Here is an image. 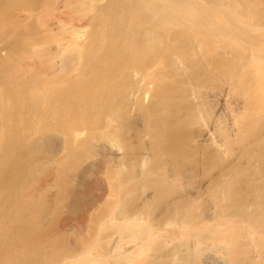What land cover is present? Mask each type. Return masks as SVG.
Listing matches in <instances>:
<instances>
[{
	"label": "bare ground",
	"instance_id": "obj_1",
	"mask_svg": "<svg viewBox=\"0 0 264 264\" xmlns=\"http://www.w3.org/2000/svg\"><path fill=\"white\" fill-rule=\"evenodd\" d=\"M108 1L84 21L85 33L52 17L64 34L52 47L58 66L42 64L56 56L52 49L34 50L42 68L15 65L6 76L17 98L13 105L0 99V120L7 118L0 170L9 174L4 190L0 184V243L3 249L14 237L22 254L9 243L15 255L2 252L0 262L264 264V12L240 11L241 20L239 0L209 8L193 0H124L118 4L130 8L117 5L128 8L119 13L128 18L123 23L116 0ZM257 11L262 32L259 17L250 22ZM43 23L36 29L53 37ZM106 26L108 37L122 29L116 41L109 37L117 45L111 51ZM211 80L218 87L201 92ZM199 170L207 171L201 181L193 176ZM230 227L234 236L213 247Z\"/></svg>",
	"mask_w": 264,
	"mask_h": 264
},
{
	"label": "rangeland",
	"instance_id": "obj_2",
	"mask_svg": "<svg viewBox=\"0 0 264 264\" xmlns=\"http://www.w3.org/2000/svg\"><path fill=\"white\" fill-rule=\"evenodd\" d=\"M27 1H29L28 3H27ZM34 2L33 4H32V2ZM47 2V3H49V0H44V2ZM61 1V0H60ZM63 1V3L62 2H59V0H51L50 1V3L49 4H46V2H45V4H44V2L42 3V4H37V2H35V0L33 1V0H26V3H25V0L24 1H22V0H0V99H4V100H6L5 98H8V99H10V101H11V103H12V105H13V103L16 101L15 99L17 98L16 96H15V94L13 93H11V92H13V91H11L12 89V86H10V87H8L9 86V84H10V82H9V80L7 79L9 76H8V74H10L11 73V71H12V73H14L16 70H17V68H15V70L13 69L14 68V66L16 65V66H18V65H20V66H26L25 68H37V69H39V66L40 65H42L43 64V66H45L44 64L46 63V66H47V64L48 65H52V66H54V68H55V66H58V65H53V64H59L58 63V61H60L62 58H61V55H59L58 53H56L57 52V50H56V52H54V50L52 49V47L54 46L55 47V45L54 44H58V43H60V42H62V38H63V31L62 30H60V28H54L55 27V25H52V24H55L56 22V24L57 25H59V26H61V27H65V28H67V27H74V28H76L75 30H77V32H87V31H89L88 30V26H86L85 24H87V23H85L84 24V21L85 22H87V20H89V23L92 21L91 19V16L93 17L94 16V18L96 17L97 18V11L95 10V8H97L98 6H102V7H98L99 9H103V5L102 4H105L104 6H105V8L107 9V8H109V6L108 7H106V4L108 5V3H107V1L108 0H91V3H90V0L88 1V0H62ZM94 1V2H93ZM110 2H112V4H113V0H109ZM108 1V2H109ZM131 1V0H130ZM137 0H134V6L138 3H136L135 4V2H136ZM139 1V0H138ZM193 1H196V2H198V3H202L201 5H203V3H204V6H206L207 8H209L211 5V2H213V4L212 5H218V4H220V5H222L224 2H228V1H224L223 3L222 2H218L219 0H217L216 2H215V0H193ZM65 2V3H64ZM116 2H117V4H113L114 6H112V7H114V8H116V6L117 5H120V6H123L124 7V5H125V7L127 6V3L129 2V0H127V3L126 4H118L119 2H126V1H124V0H122V1H120V0H116ZM210 2V3H209ZM218 2V3H217ZM90 3V4H89ZM115 3V2H114ZM130 3H132V2H130ZM215 3V4H214ZM78 4V5H77ZM89 4V5H88ZM94 5V6H92V5ZM129 4V3H128ZM205 4H208V6L207 5H205ZM87 5V6H86ZM91 5V6H90ZM132 5V6H133ZM83 6H84V10H83ZM111 6V5H110ZM129 6H131V4H129ZM129 6H127L128 8H130ZM133 6V7H134ZM137 6V5H136ZM75 7H77V9H78V11L77 12H75L77 9L75 8ZM82 7V8H81ZM86 7H88V8H86ZM89 7H90V9H89ZM91 7H92V9H91ZM93 7H94V9H93ZM236 7V8H235ZM235 9H237V13H238V10H239V12L241 11V12H243V10H244V13L246 12V10H249V9H252L253 10V13H254V10H260V12H264V0H239V4H238V6L237 5H235ZM86 8V9H85ZM97 8V10H99ZM104 8V9H105ZM119 8V6H117V8L115 9L116 10V13H115V10L114 9H112L111 7H110V10L112 11V13H110V14H113L114 13V15L115 16H117L121 11L123 12V10L125 11V10H127V11H125V12H128V8L127 9H124V8H122L121 7V9H118ZM137 8V7H136ZM214 7H212L211 9H213ZM248 8V9H247ZM72 10L71 12H70V10ZM88 9V10H87ZM118 9V10H117ZM123 9V10H122ZM109 10V11H110ZM120 10V11H119ZM251 10V11H252ZM84 11V12H83ZM117 11H119V12H117ZM70 12V13H69ZM74 12V13H73ZM78 12H80V13H78ZM106 12H107V10H106ZM241 12H240V14H237L236 15V17H238V15L240 16L241 15ZM260 12H259V14H260ZM56 13V14H55ZM66 13V14H65ZM72 13V14H71ZM90 13V14H89ZM95 13H97L96 15H94ZM109 13V12H108ZM108 13H106V14H108ZM124 13V12H123ZM122 13V14H123ZM244 13H242V15L240 16V19L241 20H245L244 18H243V14ZM258 14V11L257 12H255V15L257 16L256 18H254V20H251L250 22L252 23V21H253V23H254V21H255V19L257 20V18L259 17H261L260 15L258 16L257 14ZM50 14V15H49ZM52 14H54V15H52ZM60 14V15H59ZM61 14H64V15H61ZM85 14V15H84ZM109 14V15H110ZM122 14H119V16L120 15H122ZM43 15V16H42ZM71 15H72V17H71ZM88 15V16H87ZM91 15V16H90ZM101 15V14H100ZM108 15V16H109ZM262 16H264V14H261ZM42 16V17H41ZM48 16H49V18H48ZM54 16H56L55 18H54ZM64 16H66V17H64ZM70 17V18H68V17ZM74 16V17H73ZM83 16V17H82ZM107 16V15H106ZM106 16H102L103 18H105L106 19ZM115 16H113V15H111V19L109 20V21H111L112 22V20L113 21H118V18H117V20H115L116 19V17ZM247 16V15H246ZM245 16V17H246ZM47 17V18H46ZM55 19H53V18ZM80 17V18H79ZM86 17H87V19H86ZM88 17H90V18H88ZM98 17H101V16H98ZM113 17H115V18H113ZM118 17V16H117ZM121 17L123 18V15L122 16H120L119 17V19H121ZM242 17V18H241ZM43 18V19H42ZM45 18V19H44ZM63 18H65V20H66V18H67V22L63 19ZM75 18V19H74ZM95 18V19H96ZM109 18H110V16H109ZM125 18V20L127 21L128 20V18L127 17H124ZM124 18H123V20H124ZM127 18V19H126ZM264 18V17H263ZM51 19V20H50ZM63 19V20H62ZM71 19V20H70ZM79 19V20H78ZM238 19V18H237ZM239 19V20H240ZM46 22V25H49L50 26V31H49V33L50 34H52L53 35V37H50V38H46V37H44L45 36V33H43V31H44V29H39V28H44V27H42V23L44 22V21ZM47 20H49V21H47ZM55 21V23L54 22H52V21ZM77 21V23L75 24V22H73V21ZM94 20V19H93ZM125 20L124 21H122L123 23H125ZM260 20H262L261 18H260ZM260 20H258L259 22H260ZM264 20V19H263ZM263 20H262V22H260V27H258V28H260V30H258V31H260V32H262V30H263V28H264V25H262L261 23H263ZM37 21H39V22H37ZM71 23H70V22ZM81 21H83V22H81ZM42 22V23H41ZM45 22L43 23V25H45ZM66 22V23H65ZM111 22H109L110 24H111ZM115 22L111 25V26H113L114 28H116V29H118L117 28V26L116 25H118V23H119V25H118V27H119V29H120V27H121V22L119 21L118 23H116V27L114 26V24H115ZM247 22H249L248 21V19H247ZM247 22H245V23H247ZM250 22H249V24H250ZM258 22V23H259ZM83 23V24H82ZM245 23H243V25H244V27L246 26V28H247V30H250L249 32H251L252 30H255L254 28H253V25H255V24H253V25H250L253 29L251 30V27H249V26H247V25H245ZM257 23V22H256ZM39 24V26H36L35 27V25H38ZM110 24H109V26H110ZM242 24V23H241ZM240 24V25H241ZM248 24V25H249ZM67 25V26H66ZM70 25V26H69ZM77 25H80L79 27L77 26ZM84 25H85V27H84ZM258 24H256V26H257ZM261 25H262V27H261ZM77 26V27H76ZM81 26H83V27H81ZM109 26H106L105 27V31H107L106 33H107V36L105 37V40L103 39V41L105 42V41H108L110 38L112 39H114V35H115V37H116V34H115V32H116V29L115 30H111V31H115V32H113V33H110V35L111 34H114V35H112V37H108V32H110V29L111 28H113V27H109ZM242 26V25H241ZM256 26H254V27H256ZM37 27H39L38 29H36ZM108 27L110 28V29H108ZM243 27V26H242ZM243 27V28H244ZM250 29H249V28ZM52 28V29H51ZM245 28V29H246ZM53 29H55V30H53ZM262 29V30H261ZM39 30V31H38ZM41 30H43L42 32H41ZM109 30V31H108ZM57 31H59V32H57ZM61 31V32H60ZM117 31H119V30H117ZM122 31V29L120 30V32ZM264 31V30H263ZM38 32V33H37ZM104 32V31H103ZM120 32H116L117 33V35L118 34H120ZM254 32H256V30L254 31ZM42 33V34H41ZM62 35H61V34ZM105 33V34H106ZM122 33V32H121ZM257 33V32H256ZM259 33V32H258ZM262 33H264V32H262ZM59 34V35H58ZM26 35V37H24ZM23 36V37H22ZM29 36V37H28ZM40 36V37H39ZM43 36V37H42ZM119 37H116L115 39H119L120 38V35H118ZM39 37V38H38ZM108 37V39H106ZM121 37H122V34H121ZM20 38V39H19ZM22 38V39H21ZM38 38V39H37ZM42 38H44V42H42L43 41V39ZM17 39H19V40H17ZM25 39H26V42L25 43H27L28 41V43H29V45L31 46L32 45V51L30 52V53H28L27 55H25L26 53H25V51L23 52V49L25 50L26 49V52L28 51L29 52V50H27V48L29 49V45L25 48L24 46H23V44L26 46L27 44H25L24 43V41H25ZM110 39V41H112ZM114 39V40H115ZM28 40V41H27ZM48 40V41H47ZM124 39H120V40H117L118 41V43H116V44H118V47H120L121 46V42L119 43V41H123ZM110 41H108V43H110ZM116 41V40H115ZM30 42H33V43H31L30 44ZM40 42H42V44L40 43ZM103 42V43H104ZM124 42V41H123ZM123 42H122V45H124L123 44ZM21 43H23V44H21ZM44 43V44H43ZM49 43V44H48ZM125 43V42H124ZM258 43H260V42H258ZM21 44V45H20ZM33 44H35V45H33ZM41 44V45H40ZM47 44V45H46ZM106 44V43H105ZM104 44V45H105ZM111 44H112V42L110 43V46L109 45H105V46H103L102 45V47H105L104 48V54H105V52H106V48H107V46H109L110 48H109V50L111 51V49L113 50V48L114 49H116V47H117V45H116V47H111ZM113 44V45H114ZM45 45V46H44ZM114 45V46H115ZM120 45V46H119ZM255 45V47L257 46V44H254ZM261 45V44H260ZM259 44H258V46L256 47L257 48V50L259 49L258 47L260 46ZM264 45V44H263ZM262 45V46H263ZM42 48H41V47ZM24 47V48H23ZM53 47V48H54ZM70 47V46H69ZM247 47H253L254 48V46H249V45H247ZM246 47V48H247ZM264 47V46H263ZM263 47H261L260 46V49L262 48V50L264 51V49H263ZM253 48L251 49V48H249L250 50H248V48H247V53H254L255 54V52H259V54H261L260 52H262V51H260V49L258 50V51H256V48H254V50H255V52H253ZM43 49H52L53 50V53L52 54H54V55H58V57H56V56H54L56 59H54V57L51 59V57H52V55L50 56V57H48L47 58V60L46 61H49L48 63L46 62V61H44L43 59H40V58H37V55H35L34 54V50H43ZM51 50V51H52ZM21 51L23 52V54L21 53ZM250 51V52H249ZM109 51H108V49H107V53H108ZM56 53V54H55ZM106 53V54H107ZM233 53H234V55H237V54H239L237 51H235V50H233ZM237 53V54H236ZM22 54V55H21ZM262 54H264V52L262 53ZM232 56V57H235V56ZM21 56V57H20ZM35 56V57H34ZM61 58V59H60ZM34 59V61H32ZM50 59V60H49ZM21 61V62H20ZM44 61V63H42ZM51 61H53L52 63H51ZM42 63V64H41ZM50 65V66H51ZM22 66V68H24ZM38 66V67H37ZM19 67V66H18ZM40 68H42V66H40ZM44 68V67H43ZM14 70V71H13ZM17 72V71H16ZM23 72V71H22ZM22 72H21V75H23L24 74V72H23V74H22ZM15 74V73H14ZM20 74V73H19ZM54 76L53 77H51V78H53L54 79V77H55V74H53ZM103 75V74H102ZM6 76H8V77H6ZM11 76H12V74H11ZM10 76V77H11ZM90 76H91V78H92V76L93 75H91L90 74ZM89 76V77H90ZM96 76V75H95ZM95 76H93V77H95ZM110 76H112V75H110ZM22 77H26V75L24 76H22ZM100 77H101V75L98 77V80H101L100 79ZM96 78V77H95ZM102 78V77H101ZM113 78V77H112ZM97 79V78H96ZM116 78H114V80H115ZM8 80V81H7ZM92 80V82L93 83H95V81H93V78L91 79ZM88 81L89 80H87V83H88ZM110 81H111V77H110ZM213 80H211V84L209 85V82H207V84L206 85H204V87H203V89H201L200 88V90H201V92H203V90L204 91H210L212 88H214L215 86H217L218 87V83H213L212 82ZM91 82V81H90ZM98 82V81H97ZM216 82V81H215ZM217 82H220V81H217ZM9 83V84H8ZM111 84H112V82H111ZM213 84V85H212ZM217 84V85H216ZM220 85L222 84L221 82L219 83ZM113 85H114V83H113ZM207 85H209V87L212 85L213 87L211 88L210 87V89H208V87H207ZM219 85V86H220ZM207 87V88H206ZM221 87V86H220ZM8 88H10V89H8ZM206 89V90H205ZM11 91V92H10ZM206 91V92H207ZM8 93V94H7ZM236 96V92H235V90H233V92L231 91V94H230V96H229V100L230 101H232V103L233 102H235V98L232 100L231 99V97H235ZM16 97V98H15ZM55 99V98H54ZM52 101V104H50V105H52L53 106V102H55V100L53 101V100H51ZM54 106H55V104H54ZM12 107H14V106H12ZM7 119V118H6ZM6 119H1L0 120V124L1 123H5L6 121ZM134 119V118H133ZM12 120V118H10V121ZM15 121H17L16 119H14ZM132 119H130V121H131ZM133 121V120H132ZM18 122V121H17ZM14 123H16V122H14ZM7 124V123H6ZM5 124V125H6ZM10 124L12 125L13 123L12 122H10ZM9 121H8V127H9ZM17 124V123H16ZM7 126V125H6ZM6 126H5V131L7 132V131H9L7 128H6ZM14 126H16V125H14ZM13 127V126H12ZM12 129H14V128H11V131H12ZM14 131V130H13ZM12 131V133L9 131L8 132V134L9 133H11L10 135H12L14 132ZM234 159H235V157H234ZM230 160V159H229ZM229 160L227 161L228 163H229ZM231 160H233V158L231 159ZM231 160H230V162H231ZM219 161H221V160H216L215 162L218 164V163H221V165H222V163H223V166L224 165H227L228 163L224 160H222L221 162H219ZM224 162H226V164H224ZM216 163H215V165L214 164H212V166L214 165L215 167H217L218 168V170H220V168L218 167V166H216ZM230 164V163H229ZM219 166H220V164H218ZM211 166V168H213ZM222 166V167H223ZM221 167V168H222ZM210 168V169H211ZM211 170H214L213 172L211 171V173L212 174H214V172L216 171V172H218L217 170H216V168L214 169H211ZM205 171V170H204ZM203 170H199L197 173H198V176L196 175H193L194 177H199V179L198 180H200L201 178V176L203 177V178H205V172H207V171H205L204 172ZM201 172H203V173H201ZM215 172V173H216ZM196 173V172H195ZM196 173V174H197ZM200 175V176H199ZM203 178L201 179V180H203ZM8 179H9V174H8V172H5V171H2V170H0V184H1V189L2 190H4L6 187H7V185H6V182L8 181ZM193 179H195V178H193ZM191 180L192 182L194 181L195 182V180H196V182H198V180H197V178L195 179V180ZM200 180V181H201ZM199 181V182H200ZM191 182V183H192ZM193 182V183H194ZM0 189V190H1ZM1 190V191H2ZM53 192H51V191H49L48 192V195H50V194H52V195H54L55 193V191L54 190H52ZM50 193V194H49ZM205 216L203 215V218H204ZM54 219H55V216L53 217ZM202 218V220L203 221H205L204 219ZM54 219H52L53 221H54ZM52 221V222H53ZM52 222H50L51 223V225L49 224V226H54V224H55V221H54V223H52ZM49 226H47V228L49 227ZM53 226H52V228H53ZM55 227V226H54ZM46 228V231L47 232H45L44 231V233H48V232H50V231H52V230H50V229H52V228H50L49 229V231H48V229ZM55 229V228H54ZM231 229V230H230ZM45 230V229H44ZM43 232V231H42ZM55 232V231H54ZM234 232H235V229L234 228H229L226 232H224L222 235H220L219 237H217L216 238V240L215 241H213L214 243L212 244V246L213 247H215L216 246V244L218 245V244H220L221 242H220V240H223L224 238H232L233 236H234ZM43 233V235H45ZM35 234V233H34ZM40 234V233H39ZM49 234V233H48ZM52 234V233H51ZM27 235L29 236V234L27 233ZM27 235H25V237L27 236ZM47 235V234H46ZM53 235L55 236V233H53ZM27 236V237H28ZM34 236V235H33ZM32 235H31V240L33 239V240H35V238H36V236H37V234H36V236L35 237H33ZM39 236V235H38ZM40 236H41V234H40ZM49 236V235H48ZM47 236V237H48ZM53 236V237H54ZM16 237V236H15ZM42 237L43 236H41V239H40V237L38 238H36L38 241H39V239L40 240H42ZM46 237V236H45ZM45 237H43V240L44 239H46ZM14 238V237H13ZM13 238L11 239V240H13ZM17 238V237H16ZM15 238V239H16ZM30 238V237H29ZM14 239V240H15ZM25 239V238H24ZM55 239V238H54ZM11 240H9V239H4V247H3V249H2V246H3V242L2 243H0V248H1V253L0 254H2V252H3V254H5L6 256L8 255V254H6V253H4L6 250H8V246L12 243V241ZM19 239L17 238V240H15V242L16 241H18ZM27 240H29V239H27ZM33 240H32V242H33ZM34 241L36 244H37V242L38 241ZM217 241V242H216ZM219 241V242H218ZM14 242V241H13ZM29 242V241H28ZM31 242V241H30ZM55 242V241H54ZM10 243V244H9ZM17 243H19V245H20V247L18 246V244ZM16 244L17 245H15V243H13V244H11V247H12V245H14V246H16V247H14L15 249L17 248V246L19 247L18 249L20 250L21 249V244H20V241L19 242H17ZM23 243V242H22ZM2 244V245H1ZM51 245L53 244V242L52 243H50ZM50 244H46V248L48 247L47 245H50ZM6 245H8V246H6ZM25 245H27V244H25ZM32 245V244H31ZM33 245H34V243H33ZM39 245V244H38ZM51 245L48 247V248H51ZM55 245V243L53 244V246ZM26 247H30V244L28 243V245L26 246ZM26 247H24V248H22L23 250H25L26 249ZM33 247V246H32ZM29 248V249H27V250H31V251H34L33 250V248ZM36 247V246H35ZM41 246L39 245V247L38 248H40ZM44 247V246H43ZM46 248L44 247V251L46 252ZM47 248V249H48ZM55 248V247H54ZM54 248H52V249H54ZM18 249H16V250H18ZM12 250H14V249H11V251ZM19 250L18 251H16L15 252V254L17 253L18 254V257L20 256L19 254L21 253L22 254V252H20V253H18L19 252ZM37 250V249H36ZM48 250H50V249H48ZM10 251V252H11ZM15 251V250H14ZM21 251V250H20ZM31 251H28V252H31ZM50 251H52V250H50ZM7 253H10V252H8V251H6ZM51 253V252H50ZM2 254V255H3ZM11 254V253H10ZM9 254V255H10ZM12 254H13V256L15 255L13 252H12ZM12 254H11V257L13 258V256H12ZM17 254H16V256H17ZM46 254H47V252H46ZM49 254V253H48ZM2 255H0V256H2ZM6 256H5V258L4 259H7L8 258V256H7V258H6ZM16 256H15V258H16ZM25 257V256H24ZM9 258H10V256H9ZM11 258V259H12ZM4 259H3V256H2V258H0V261L1 260H3L2 261V263L4 262ZM10 260V259H9ZM22 261H24V259L22 260ZM7 262H8V260H5V264H7ZM1 262H0V264H2Z\"/></svg>",
	"mask_w": 264,
	"mask_h": 264
}]
</instances>
